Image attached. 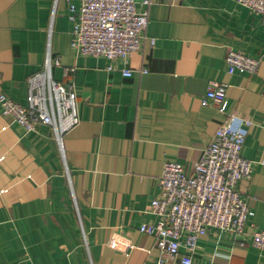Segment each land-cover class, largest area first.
<instances>
[{
    "label": "crops",
    "instance_id": "crops-1",
    "mask_svg": "<svg viewBox=\"0 0 264 264\" xmlns=\"http://www.w3.org/2000/svg\"><path fill=\"white\" fill-rule=\"evenodd\" d=\"M134 1L148 12L140 48L109 61L70 45L69 3L80 0H0V92L25 105L27 79L50 52L80 119L60 148L49 126L27 132L0 112V264H182L184 246L162 262L138 228L158 219L149 204L164 163L190 169L234 119L251 122L241 155L252 174L237 189L253 214L241 236L201 235L190 264H264L250 240L264 230L262 21L234 0ZM228 49L259 59L258 70L229 73ZM210 82L227 85L225 112L202 105Z\"/></svg>",
    "mask_w": 264,
    "mask_h": 264
},
{
    "label": "built area",
    "instance_id": "built-area-1",
    "mask_svg": "<svg viewBox=\"0 0 264 264\" xmlns=\"http://www.w3.org/2000/svg\"><path fill=\"white\" fill-rule=\"evenodd\" d=\"M69 2L71 0H68ZM260 17L264 27V0H234ZM148 0L143 4L148 5ZM73 23L70 45L83 56L102 57L109 61L125 59L140 48L148 22L147 8L138 9L134 0H80L79 6L69 3ZM154 39L150 43L153 44ZM225 62L229 73H255L260 60L240 51L228 49ZM59 57L46 54L41 69L27 79L26 104L22 105L0 92V112L27 132L39 125L51 128L62 147L63 136L78 125L76 93L71 85L55 80L51 69ZM113 69L112 65L107 67ZM145 72V70H144ZM124 77L132 75L123 69ZM227 85L210 82L202 105L213 104L220 112L227 108ZM244 120L228 121L215 131L210 143L190 169L179 162L167 161L158 178L159 193L149 204L157 216L155 223L141 224V233L154 237L160 261L172 262L184 246L182 264H190L199 237L210 228L241 236L253 212L237 189L241 180L250 178L253 162L241 155L245 133ZM251 243L264 252V230L255 231ZM244 245V241H240Z\"/></svg>",
    "mask_w": 264,
    "mask_h": 264
}]
</instances>
